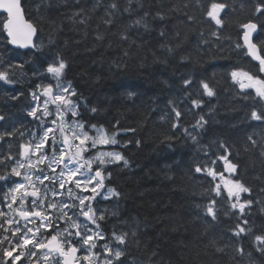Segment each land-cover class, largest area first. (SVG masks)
Wrapping results in <instances>:
<instances>
[{
  "label": "trees",
  "instance_id": "obj_1",
  "mask_svg": "<svg viewBox=\"0 0 264 264\" xmlns=\"http://www.w3.org/2000/svg\"><path fill=\"white\" fill-rule=\"evenodd\" d=\"M22 2L39 31L37 41L44 42L40 50L45 56L35 51L30 60L26 52L10 47L2 14L0 47L18 61L23 55L44 67L63 59L62 82L76 93L72 99L79 108L78 119L87 127L115 134L118 143L112 150L128 162L106 168L110 174L106 187L119 195L110 208H118L116 217L104 220L103 232L109 234L116 221L120 228L112 229V234L127 233L119 263L264 264V251L255 240L264 235V120L251 117L253 110L264 113V100L254 89L241 91L231 77L232 71L243 70L264 79L241 40L242 25L255 22L259 28L255 44L264 49V0ZM214 2L226 5L218 17L220 25L207 16ZM258 6L261 12L256 11ZM6 67L26 78L23 66L0 65L2 70ZM27 79L25 86L0 84L4 118L0 133L15 130L14 136L0 139V158L9 153L17 158L19 144L33 127L25 111L29 107L25 94L35 79L30 75ZM185 80L191 81L190 86L184 85ZM202 81L213 89V96L204 94ZM193 100H200V106L194 107ZM174 107L181 112L179 119ZM201 115L204 130L193 127ZM221 156L236 165L234 173L226 171ZM197 166L250 189L241 194L242 202L251 201L242 218L238 209L230 208L220 176L197 173ZM6 167L0 166V174ZM18 179L0 181V210L6 208L3 193ZM213 200L216 219L206 211ZM237 224L249 231L236 235Z\"/></svg>",
  "mask_w": 264,
  "mask_h": 264
},
{
  "label": "snow or ice",
  "instance_id": "obj_2",
  "mask_svg": "<svg viewBox=\"0 0 264 264\" xmlns=\"http://www.w3.org/2000/svg\"><path fill=\"white\" fill-rule=\"evenodd\" d=\"M111 7L116 8V5L112 4ZM225 7L223 3L214 2L207 16L220 25L219 12ZM0 9L7 14L4 28L11 37L10 42L16 44L23 41L21 46L31 43V37L36 29L31 23L23 20L19 0H0ZM256 11L261 12L262 6H258ZM140 22L137 20L135 23ZM242 27L247 30L244 33V40L248 46V55L258 61L259 71L264 72V49L258 50V46L249 40L250 33L257 26L249 22ZM65 67L63 59H60L58 64H50L47 72L56 80L55 86L38 85L37 87L41 89L40 93H32L33 100L37 104L28 114L40 121L38 128L42 131H33L26 141L19 144L18 159L11 153L0 158V166L6 167L9 161H14L10 168L6 167L5 172L0 174V181L7 183L12 177L19 178L18 181H11L14 186L3 193L2 202L8 211L0 210V230L5 233L0 238V246L5 242L8 243L9 247L3 249V255L5 258H11V264H16L22 258L32 260V264H41V261L43 264H117L124 255L121 247H113L111 243L106 242L103 245L104 258L101 261L100 253L94 249L98 247L97 241L106 238L102 232L94 230L89 225H96L98 229L97 220L104 218L102 215L97 216L98 210L94 207L96 198L100 195H104L105 199L119 195L112 189H108L107 194L101 192L105 187L104 166L113 161H123L125 165L128 162L119 152L114 151H96L91 157L85 155L90 150L97 149V146L115 145L118 141L115 139V134L109 135L103 128H97L95 125L92 126L95 135H90L85 124L76 119L79 116L78 106L71 98L76 93L70 84L64 86L62 83ZM231 77L238 83L241 91L254 89L256 96L264 100V79L243 70L232 71ZM0 80L9 82L8 73L0 72ZM190 84V80L184 81L185 86ZM201 85L204 94L209 97L214 95L213 89L207 82L202 81ZM41 97H43L42 101ZM192 104L194 107H199L201 101L193 100ZM50 105L54 108V112ZM92 111L95 112L96 109ZM173 111L179 119L181 112L175 107ZM69 113L73 118L71 121L66 118ZM53 115L55 118L51 119L49 126L48 118ZM251 117L255 120H264V113L253 110ZM2 119L4 118L0 117V120ZM205 123L204 117L201 116L193 127L202 129ZM172 126L177 128L178 124L174 123ZM14 135L15 130L0 133V139ZM20 136L23 137L24 133L21 132ZM192 139L196 140V136H192ZM220 147L225 151L228 150L223 143ZM219 158L224 160L226 171L235 172V164L224 156ZM93 165L98 167L94 169ZM195 171L197 173L207 171L213 179L219 175L227 192L230 208L238 209L242 218L245 207L249 206L251 201L242 202L241 194L249 193L250 189L239 180L224 179L222 174L211 168L202 169L197 166ZM65 191L71 203L64 201ZM215 192L217 196L221 195L219 184L216 185ZM215 203L216 201L213 200L206 209L207 214L213 219H216ZM80 217H83V220ZM242 223L246 225L248 222L242 220ZM61 224L64 226L61 227ZM236 228V235L249 231L241 224H237ZM112 240L117 245H125L127 233L113 232ZM255 240L262 246L260 250L264 251V235H257ZM238 251L242 254V250ZM80 252L85 254L80 256L78 255ZM13 253L16 255L14 256ZM5 264H8L7 260Z\"/></svg>",
  "mask_w": 264,
  "mask_h": 264
},
{
  "label": "rangeland",
  "instance_id": "obj_3",
  "mask_svg": "<svg viewBox=\"0 0 264 264\" xmlns=\"http://www.w3.org/2000/svg\"><path fill=\"white\" fill-rule=\"evenodd\" d=\"M43 45H44V42H36V45H35V49L30 53V51H20L22 53H25L26 54H29V59L31 60L32 57H36V54H35V51L36 53L42 57V56H45L44 52H42L40 50V48H43ZM19 57H22L21 61H18V59H16L17 57H15L13 55V53H9L6 50L2 49L0 47V65H8L9 67L11 65L15 66V67H18V66H23L22 68L25 70V74H26V78L23 76V75H19L16 71L14 70H10L8 71V68L6 67L4 70H2L0 68V72H7L9 77H10V81L9 82H5V81H2L0 80V84L6 86L7 88L11 87H15L16 85H20V86H25L24 85V81H29L30 79H27V76L30 75L32 78L35 79L34 81V85L33 87H31V89H28V91L26 92V98L28 100V106L27 109L25 111H27L28 113L31 111L32 107H35L37 102L33 100V96H32V93L33 92H36L37 94L40 93L41 89H39L37 86L38 85H48V84H52L53 86H55L56 84V80L51 76V74H49L47 72V67L50 65V64H58L57 61L53 62V61H49L48 62V65L46 67L43 66L42 63H38V62H32V61H26L25 58L23 57V55H19ZM31 57V58H30ZM11 63V65L9 64ZM27 68V69H26ZM28 68L31 70L29 71ZM23 70V71H24ZM33 81H31L32 83ZM64 84V86H68V84L62 82ZM72 88V86H71ZM75 96L71 97V98H74ZM76 98V97H75ZM43 100V97H41V101ZM76 102V101H75ZM77 103V102H76ZM78 106V105H77ZM50 108H52L53 112H54V108L50 105ZM77 111L79 112V108L77 107ZM54 115L52 117H49V126L50 125V121L51 119H54ZM69 121H71L73 118L71 117V114L69 113L66 117ZM31 121L29 122L30 125H32L33 127L30 129V131L28 133L25 134L24 136V140L23 141H26L28 139V137L31 135V133L33 131H42L41 129L38 128V125L40 124V121L34 119L32 116H31ZM78 119V117L76 118ZM79 120V119H78ZM97 128H100V127H97ZM86 130L89 131L90 135H95V129H93L92 127H87L86 126ZM112 145H104V146H97V149H92L90 150L88 153H86L85 155L88 156V157H91L93 155H95L96 151H113L116 152L115 149L112 150ZM13 150H15V148H13ZM122 156V155H121ZM19 157L17 156V159ZM123 161H120V162H115L113 161L112 163L110 164H107L106 166H104V168L106 167H110V166H113V165H117L119 163H121ZM98 167V165H93V168L95 169V167ZM105 177L106 179L108 178V175L107 173H105ZM19 180V179H18ZM17 180V181H18ZM45 183H48L47 181H45ZM74 188V186H72ZM75 190V189H74ZM78 191V190H77ZM84 194H87V195H91V193H84ZM63 199L65 202H68V203H71V201L68 199V196H67V192L65 191L64 193V196H63ZM29 204H30V200H29ZM15 207V205H14ZM94 207L98 210L97 211V216H103L104 218L103 219H98L97 220V224L99 225L98 229H97V226L96 225H89L90 227H92L94 230H98L100 232L103 233V235L105 236V240H100V241H97V244H98V247L96 249H94V251H96L97 253H100V259L101 257H103V245L106 243V242H109L112 244L113 247H121L123 249V246L124 245H117L115 243V241L112 240V229H118L120 228V225L116 222V221H113V228H111V230L109 231V234H105L103 232V227H104V220L105 219H111L113 217H116V213H117V209L114 210V209H107L105 211L101 210L100 207H99V201L98 199L96 198V200L94 201ZM5 212L8 211L7 207L5 208L4 210ZM81 220H83V217H80ZM31 226V225H30ZM64 225L61 224V227H63ZM51 234V233H50ZM49 234V235H50ZM3 235H5V233H3L2 230H0V238L3 237ZM8 235H10V233H8ZM6 247H9L8 243L5 242L2 246H0V264H5V261L7 260L8 264H11V258H5L4 255H3V249L6 248ZM85 253H83L84 255ZM13 255L15 256L16 253H13ZM123 257V256H122ZM121 257V258H122ZM121 258L119 261H121ZM24 261H22L20 264H32V261L28 258H22ZM21 261V260H20ZM20 261H17L16 264H19ZM119 261L117 262V264H123V263H119ZM41 263H43V261H41ZM124 263H127V264H134L133 262H127L125 261Z\"/></svg>",
  "mask_w": 264,
  "mask_h": 264
},
{
  "label": "water",
  "instance_id": "obj_4",
  "mask_svg": "<svg viewBox=\"0 0 264 264\" xmlns=\"http://www.w3.org/2000/svg\"><path fill=\"white\" fill-rule=\"evenodd\" d=\"M19 4H20V9H21V14H22V17H23V20L25 21V22H27V23H31L32 25H33V27L36 29V31H35V33L32 35V37H31V43H29V44H27L26 46H21V43H23V41H21V43H16V44H13V43H11L10 41H11V37H9L8 36V34H7V30L5 29V34H6V37H7V39L9 40V45L12 47V48H14V49H20V50H22V51H27V50H29V49H31V48H33L34 46H35V43H36V41H37V39H38V36H39V31H38V29H37V27L30 21V20H28V18H27V16H26V13H25V10H24V7H23V2H22V0H19ZM223 11H224V8L223 9H221L220 10V12H219V15L221 14V13H223ZM0 13L1 14H3V15H5V17L7 18V14L3 11V9H0ZM219 17V16H218ZM5 21H6V19H5ZM249 23V22H248ZM251 23H255V22H251ZM247 24V23H246ZM256 24V23H255ZM256 29L255 30H253L251 33H250V35H249V40H250V42L251 43H254L255 44V37L258 35V31H259V28H258V25L256 24ZM245 31H247L246 29H244L243 28V34H242V43H243V46H244V48L246 49V51H247V55H248V46L246 45V43H245V40H244V33H245ZM258 50H259V48H258ZM249 56V55H248ZM250 58H251V56H249ZM252 59V58H251ZM253 60V59H252ZM254 62H256V63H258V61H255V60H253Z\"/></svg>",
  "mask_w": 264,
  "mask_h": 264
},
{
  "label": "flooded vegetation",
  "instance_id": "obj_5",
  "mask_svg": "<svg viewBox=\"0 0 264 264\" xmlns=\"http://www.w3.org/2000/svg\"><path fill=\"white\" fill-rule=\"evenodd\" d=\"M114 166H115V165L110 166V167H108V168H111V167H114ZM96 167H97V166H96ZM96 167H95V168H96ZM105 173H107V172H106V167L104 168V176H105ZM107 175H108V173H107ZM107 179H109V175H108V178H107ZM107 179H106V177H105V180H104L105 187H104L103 189H101V192H102V193H105V194H107V190H108V189H112V190H114L113 188H108V187H106ZM114 191H115V190H114ZM116 198H117V196H109L107 199L104 198V195H100V196H98L97 199H98V201H99V207H100V209L103 210V211H105V210H107V209H110L112 205H113V207H114V206H115V203H116V202H114V200H115ZM83 253H84V252H80V253H78V255L83 256ZM103 258H104V257H101V261L103 260ZM33 259H34V258H33ZM22 261H24V260L21 259V261L19 262V264H20ZM31 261H32V260H31ZM41 264H43V263H41Z\"/></svg>",
  "mask_w": 264,
  "mask_h": 264
},
{
  "label": "bare ground",
  "instance_id": "obj_6",
  "mask_svg": "<svg viewBox=\"0 0 264 264\" xmlns=\"http://www.w3.org/2000/svg\"><path fill=\"white\" fill-rule=\"evenodd\" d=\"M197 2V1H196ZM206 16V15H205ZM207 17V16H206ZM216 95V94H215ZM216 111V110H215ZM221 112V111H220ZM91 116V115H90ZM202 116V115H201ZM79 118V117H78ZM96 119V118H95ZM218 120V119H217ZM208 123V122H207ZM88 124V123H87ZM120 128V127H119ZM201 130V129H200ZM203 130H204V128H203ZM179 132V131H178ZM194 135V134H193ZM197 136V135H196ZM201 137V136H200ZM203 137V136H202ZM191 143V142H190ZM195 143V142H194ZM201 150V149H200ZM207 150V149H206ZM210 153V152H209ZM216 155V154H215ZM201 161V160H200ZM220 161H221V159H220ZM192 163V162H191ZM212 163V162H211ZM193 164V163H192ZM194 165V164H193ZM214 166H216V165H214ZM201 174V173H200ZM233 175V174H232ZM235 175V174H234ZM219 180V179H218ZM219 182H220V180H219ZM210 204V203H209ZM200 207V206H199ZM201 208V207H200ZM203 208V207H202ZM215 208V207H214ZM198 210V209H197ZM201 210V209H200ZM202 212V211H201ZM203 215V214H202ZM220 215V214H219ZM206 217V216H205Z\"/></svg>",
  "mask_w": 264,
  "mask_h": 264
}]
</instances>
